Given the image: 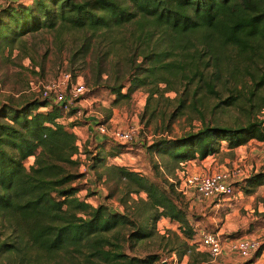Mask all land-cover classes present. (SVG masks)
Returning a JSON list of instances; mask_svg holds the SVG:
<instances>
[{"label":"trees","instance_id":"obj_1","mask_svg":"<svg viewBox=\"0 0 264 264\" xmlns=\"http://www.w3.org/2000/svg\"><path fill=\"white\" fill-rule=\"evenodd\" d=\"M41 30L56 45H71V61L95 56L89 81L114 94L112 103L139 88H145L147 100L173 91L167 97L174 101L172 110H157L155 104L148 115L169 121L195 111L201 126L147 146L162 158L164 167L155 165L161 181L127 165L105 168L123 183L124 208L116 209L105 201L92 203L91 193L80 197L82 185L74 182L84 177L78 170L84 156L94 171L108 142L118 148L125 143L88 137L81 145L75 126L80 129L86 121H63L72 111L65 113L52 98L1 101L0 264H163L157 252L134 250L137 241L157 233L147 224L159 218L177 225L165 245L179 259L197 249L201 257L192 261H208L211 255L198 237L201 229L209 230L194 232L176 171L180 162L217 152L222 141L230 150L251 139L264 141V117H259L264 110V0H7L0 4V60H9L14 48L27 54L31 47L25 36ZM209 98L216 102L209 105ZM231 107L234 118L220 121L217 115ZM88 141L93 149H86ZM240 181L251 193L264 185V170ZM130 200L147 207L144 220L136 217Z\"/></svg>","mask_w":264,"mask_h":264},{"label":"rangeland","instance_id":"obj_2","mask_svg":"<svg viewBox=\"0 0 264 264\" xmlns=\"http://www.w3.org/2000/svg\"><path fill=\"white\" fill-rule=\"evenodd\" d=\"M5 1L7 0H0V4ZM25 39H27L28 46L31 47H29L30 50L27 54L14 48L9 60L5 58L0 60V102L9 100L16 102L23 98L36 97L40 95L36 87L39 81H46L62 71H69L73 82L84 83L86 87L79 102L86 119L96 122L104 119L110 113V119L103 121L106 126L122 129L133 127L136 129L135 137L131 141L122 142L125 143V147L118 148L114 146L113 142H108L102 151L103 162L97 164L94 171L87 166L89 163L88 158L85 156L82 158L83 162L78 168L79 172L87 168L89 171L87 176L85 175L74 182L79 186L82 185L78 195L83 197L86 193H91L88 200L92 203L105 201L113 208L123 209L124 204L121 199L126 198L123 183L105 169L111 163L139 169L150 178L161 181V168L159 167V170H157L155 165L164 167L162 158L155 149L148 150L147 146L162 137L174 138L188 130H196L201 126L200 120L193 117L197 113L186 110L182 116L169 121L167 117L164 121L161 116L150 117L148 115L149 110L155 104L157 110H172L174 101H169L167 97H173L175 95L173 91L165 92L163 95L147 100L145 88H139L132 91L128 98H119L117 102L112 103L115 97L114 94L110 93L104 86L90 83L93 77L91 67L96 60L95 56H90L88 53L84 57H77L74 61H71V45H56L51 34L46 30H41L36 34H27ZM72 69L78 73L76 76L72 74ZM107 77L108 74L103 72L101 79L106 80ZM161 86H164V84ZM214 102H216V99H207L209 105ZM147 104L148 108L146 107ZM204 111L208 118L210 112L207 109H204ZM235 115V109L231 107L226 112L218 114L217 117L220 121L230 122ZM259 117H264V110L261 111ZM77 120L80 119L75 121ZM166 123L170 125L167 126ZM85 139L82 130L79 136L81 145L84 144ZM88 143L90 145L86 149H93V143L89 141ZM116 151L120 152L117 156L112 157V154ZM32 160L33 157H30L25 161L29 163ZM184 163L191 170L201 172L238 163L243 168L245 167V175L249 176L251 173L264 170V142L251 139L246 144L230 150L226 147V141H222L217 152L204 158L187 160ZM191 164L195 165L196 169L192 168ZM242 182L236 184L233 193L225 195L219 202L196 197L188 198L189 217L193 221L194 232L198 227H203L209 231L218 232L222 238L245 237L259 242L260 247L250 258H240L232 253L227 255L236 263L240 262V259H246L244 263L256 261L261 257L260 253L264 249V216L262 215L264 210V185L257 186L253 192L249 193L243 188L244 184ZM110 191L113 195L107 199L105 195ZM141 195L145 196L144 193ZM130 197L135 199L133 197L137 196L133 194ZM130 203H133V201L127 202L128 205ZM133 207L136 217L139 220H144L148 213L147 207L141 205L140 202H137L136 205L133 203ZM147 227L149 229L154 227L157 233L149 238L137 241L134 246L136 253L145 255L149 252H157L160 255L157 262L160 263L164 261L166 264H201L202 261H192L194 258L201 257L199 254H195L197 252L201 253L200 250L193 249V252L186 253L179 259L178 254L170 251L168 246L165 245L166 239L171 237V231L177 230L176 223L169 221L167 218H159L155 222L149 220ZM164 234H166V237L163 238L161 235ZM259 249L260 252L257 255ZM221 254L223 255V253ZM208 257V261L212 259V256ZM218 257L216 258L218 259ZM256 264H264V256Z\"/></svg>","mask_w":264,"mask_h":264},{"label":"built area","instance_id":"obj_3","mask_svg":"<svg viewBox=\"0 0 264 264\" xmlns=\"http://www.w3.org/2000/svg\"><path fill=\"white\" fill-rule=\"evenodd\" d=\"M36 87L42 97L52 98L65 113L72 111L68 117L62 119L63 121L85 119V113L79 102L86 87L84 83L73 82L69 71H62L51 79L39 81ZM75 128L78 129L76 126ZM93 129V133L101 137L100 140L110 137L119 142H127L131 141L136 134V129L133 127L128 129L110 128L102 120L93 122ZM244 168L241 164L233 163L230 166L201 172L191 170L184 162H180L176 171L178 190L187 198L196 197L219 202L225 195L233 193L236 182L247 176ZM83 171L85 172L84 176H87L88 170L84 169ZM198 240L199 246L208 251L212 258L226 251H233L242 258H250L260 247L259 242L255 239L222 238L218 232L203 229L199 231ZM262 255H264V249L260 253V256Z\"/></svg>","mask_w":264,"mask_h":264},{"label":"crops","instance_id":"obj_4","mask_svg":"<svg viewBox=\"0 0 264 264\" xmlns=\"http://www.w3.org/2000/svg\"><path fill=\"white\" fill-rule=\"evenodd\" d=\"M84 120L86 121L85 125L80 129L78 128L77 132L80 134L83 130L86 138L91 137V138H93L94 141L100 140L101 137L99 135H95L93 133V122H91L90 119H86V118ZM190 166H192V168L196 169L195 165L191 164ZM229 252H226V253L224 252L223 255L221 254V256L218 255L219 256V257L217 256L218 259L216 257H213L209 261H202L201 264H256L257 262L260 261V258L264 256V255H262L256 261H250V262L244 263L246 259H240L242 257H240L237 253H235L233 251H229ZM231 253L240 257L239 259L241 261L236 263V261L233 260L232 258H230V256H227L228 254H231Z\"/></svg>","mask_w":264,"mask_h":264},{"label":"water","instance_id":"obj_5","mask_svg":"<svg viewBox=\"0 0 264 264\" xmlns=\"http://www.w3.org/2000/svg\"><path fill=\"white\" fill-rule=\"evenodd\" d=\"M163 264H166L165 262H163Z\"/></svg>","mask_w":264,"mask_h":264}]
</instances>
